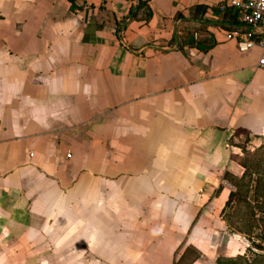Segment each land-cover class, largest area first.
Returning a JSON list of instances; mask_svg holds the SVG:
<instances>
[{"label":"crops","instance_id":"obj_1","mask_svg":"<svg viewBox=\"0 0 264 264\" xmlns=\"http://www.w3.org/2000/svg\"><path fill=\"white\" fill-rule=\"evenodd\" d=\"M230 1L0 0V264L248 257L223 209L264 143V49Z\"/></svg>","mask_w":264,"mask_h":264},{"label":"trees","instance_id":"obj_2","mask_svg":"<svg viewBox=\"0 0 264 264\" xmlns=\"http://www.w3.org/2000/svg\"><path fill=\"white\" fill-rule=\"evenodd\" d=\"M129 1L133 4L136 0ZM139 7L146 10L145 2L140 1ZM203 9L205 7L201 8ZM198 10L200 6L195 8L192 16H196ZM149 17L150 11L146 10L145 21ZM180 37L183 44L188 46L194 44L191 35L185 34ZM241 145L244 152L240 164L244 171L239 178L226 175L233 185V190L225 203L223 218L232 231L243 234L251 242L256 240L257 242H253L254 248L259 251V254L255 255L256 259L264 258V143L253 151L247 150L243 143ZM252 262L246 256L218 259L219 264H253Z\"/></svg>","mask_w":264,"mask_h":264},{"label":"built area","instance_id":"obj_3","mask_svg":"<svg viewBox=\"0 0 264 264\" xmlns=\"http://www.w3.org/2000/svg\"><path fill=\"white\" fill-rule=\"evenodd\" d=\"M230 5L235 7L244 28H234L228 32V38L237 39L240 50H247L257 45L264 49V36L256 38V29L264 28V0H231ZM264 66V58L259 60Z\"/></svg>","mask_w":264,"mask_h":264},{"label":"rangeland","instance_id":"obj_4","mask_svg":"<svg viewBox=\"0 0 264 264\" xmlns=\"http://www.w3.org/2000/svg\"><path fill=\"white\" fill-rule=\"evenodd\" d=\"M246 237V236H245ZM246 239H248L247 237H246ZM249 241V240H248ZM253 241V240H252ZM255 242H257L256 240H254ZM253 241V242H254ZM253 242H251V241H249V251L247 252V256L249 257V259H251L253 262V264H264V258H258V259H256L257 258V256H255L256 255V253H258L259 254V251H257L255 248H254V246H253Z\"/></svg>","mask_w":264,"mask_h":264}]
</instances>
